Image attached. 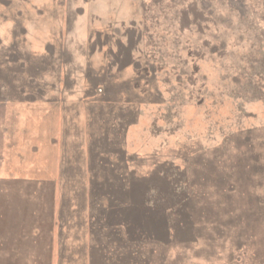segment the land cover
Here are the masks:
<instances>
[{"label":"rangeland","instance_id":"1","mask_svg":"<svg viewBox=\"0 0 264 264\" xmlns=\"http://www.w3.org/2000/svg\"><path fill=\"white\" fill-rule=\"evenodd\" d=\"M0 264H264V0H0Z\"/></svg>","mask_w":264,"mask_h":264},{"label":"trees","instance_id":"2","mask_svg":"<svg viewBox=\"0 0 264 264\" xmlns=\"http://www.w3.org/2000/svg\"><path fill=\"white\" fill-rule=\"evenodd\" d=\"M37 235H40V233L37 231Z\"/></svg>","mask_w":264,"mask_h":264},{"label":"water","instance_id":"3","mask_svg":"<svg viewBox=\"0 0 264 264\" xmlns=\"http://www.w3.org/2000/svg\"><path fill=\"white\" fill-rule=\"evenodd\" d=\"M59 239H62V238L59 236Z\"/></svg>","mask_w":264,"mask_h":264}]
</instances>
